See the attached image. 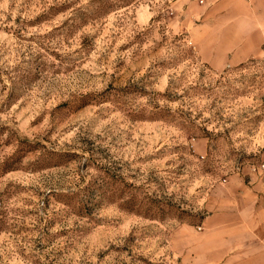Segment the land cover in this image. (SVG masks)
I'll return each mask as SVG.
<instances>
[{"label":"rangeland","instance_id":"374dc122","mask_svg":"<svg viewBox=\"0 0 264 264\" xmlns=\"http://www.w3.org/2000/svg\"><path fill=\"white\" fill-rule=\"evenodd\" d=\"M196 23L0 0V264H227L205 220L229 180L264 185V42L214 69Z\"/></svg>","mask_w":264,"mask_h":264},{"label":"crops","instance_id":"0c3cea01","mask_svg":"<svg viewBox=\"0 0 264 264\" xmlns=\"http://www.w3.org/2000/svg\"><path fill=\"white\" fill-rule=\"evenodd\" d=\"M178 1L183 14L198 21L196 26L211 29L202 58L214 69L253 58L254 44L264 42V0ZM234 183L228 181L226 200L205 220V229L213 239L227 236L233 251L227 264H264V185Z\"/></svg>","mask_w":264,"mask_h":264}]
</instances>
